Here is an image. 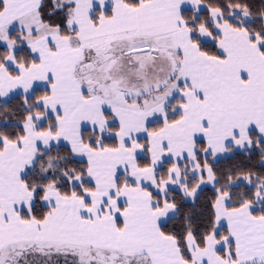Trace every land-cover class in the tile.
<instances>
[{
	"label": "snow or ice",
	"instance_id": "6c2138e0",
	"mask_svg": "<svg viewBox=\"0 0 264 264\" xmlns=\"http://www.w3.org/2000/svg\"><path fill=\"white\" fill-rule=\"evenodd\" d=\"M0 264H264V0H0Z\"/></svg>",
	"mask_w": 264,
	"mask_h": 264
}]
</instances>
